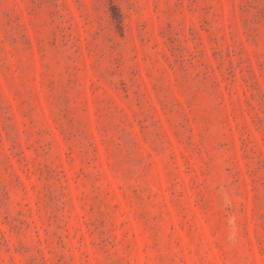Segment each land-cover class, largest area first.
<instances>
[{
	"label": "rangeland",
	"instance_id": "obj_1",
	"mask_svg": "<svg viewBox=\"0 0 264 264\" xmlns=\"http://www.w3.org/2000/svg\"><path fill=\"white\" fill-rule=\"evenodd\" d=\"M0 264H264V0H0Z\"/></svg>",
	"mask_w": 264,
	"mask_h": 264
}]
</instances>
